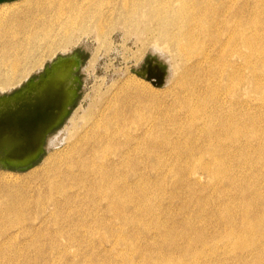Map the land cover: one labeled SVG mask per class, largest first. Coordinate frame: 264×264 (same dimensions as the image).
<instances>
[{
  "label": "rangeland",
  "instance_id": "rangeland-1",
  "mask_svg": "<svg viewBox=\"0 0 264 264\" xmlns=\"http://www.w3.org/2000/svg\"><path fill=\"white\" fill-rule=\"evenodd\" d=\"M23 1L0 3V10ZM199 1L181 24L194 34L183 40L194 44L187 56L150 25L164 16L154 0H140L136 8L117 6L104 31L93 23L68 37L55 29L54 48L35 42L34 53L21 57L25 71L6 87L0 72V100L35 92L30 85H41L55 66L47 79L70 72L76 79L69 112L46 133L36 162L0 168L1 195L25 192L19 202L0 199V207L16 202L25 212L18 225L0 227V264H264V0ZM150 67L160 84L139 74ZM127 86L159 102L118 130L117 93ZM113 130L128 144L109 145L106 164L118 167L112 191L97 190L96 171L82 174L79 166L51 177L60 188L48 185L56 163L83 156L95 170L91 154L76 149L92 144L94 133L104 142Z\"/></svg>",
  "mask_w": 264,
  "mask_h": 264
},
{
  "label": "bare ground",
  "instance_id": "bare-ground-1",
  "mask_svg": "<svg viewBox=\"0 0 264 264\" xmlns=\"http://www.w3.org/2000/svg\"><path fill=\"white\" fill-rule=\"evenodd\" d=\"M139 2L140 0H24L23 4L19 7L0 10V72H1V79L3 86L4 87L8 86L13 78H17L19 74L25 71L27 66L25 68L21 67L20 65L21 57L22 56L29 57L34 53L36 48L35 42L38 41L41 43V41H45L47 42L46 45L48 46V48H52V49L54 48L55 43L53 42L54 41L53 36L55 37V35L53 33L55 29L58 31L62 30L64 32V36L67 35L66 37H68V33L71 34L75 30H87L88 24L90 23L95 24L98 30L104 31L105 25L107 23L109 22H111L112 24L115 23L116 20L115 10L117 6L120 5L125 8H136ZM154 3L158 12L159 13L162 12L164 16L163 15L162 17L157 16L156 18L152 19L150 21V25L153 26L155 29H159L160 31L162 30L161 31L162 33H165L164 36L174 45L177 54L182 56L184 55L187 56V54H190V49L194 44L192 45L189 43V41L187 43L184 42L183 40L188 38L191 39L194 34L193 31L189 29L188 30L186 29L187 31H185L181 27V24L184 22V20L187 21L186 14L190 12V10L194 8L197 5V3L198 4H202V3L199 0H154ZM168 15H171V17L168 18ZM194 20L195 18L194 19L191 18L188 19V22H191L192 24ZM236 22L238 21L236 20ZM227 23L229 22L227 21ZM255 24H257V22H255ZM237 28L238 26L236 27V29ZM170 30L173 31L170 33L169 32ZM198 31L200 33V30ZM206 33L208 34V32ZM222 33L224 35V32ZM251 49H253V47ZM58 71L59 68L55 69L50 74L48 73L49 76L47 74L48 76L47 78L54 75V73L57 74ZM147 71H149L150 74L154 73L153 75L154 77L159 76V72H157L152 67H150ZM65 72L69 73L70 71H65ZM228 77H230V71L228 72ZM47 78L45 80H42L41 85H38V83L37 84L35 83V85L32 83V85H30L29 88L35 87V92L23 91L19 95L13 96L7 99V101H4L2 103L0 100V164L1 165L6 163L20 165L23 163H27L29 160H31L32 156L34 154L36 156V153H38L42 149L43 147L42 143L44 140L43 138L45 137L47 131L51 127L59 123L62 117L65 115L66 109L71 101V98L74 95V87H75L74 78L71 72L67 74V76L63 75V77H61L59 80L54 82H52V78L51 79H47ZM207 79L209 80V78ZM186 83L187 81L184 79V81H182L183 84L182 86H185ZM232 95L234 94L232 93ZM117 96H118L119 105H118V109L116 108L117 110H115L114 112V117L116 118L115 128L118 130H124L131 122L135 120L136 116L141 113L152 114L154 109H150L149 101H153L155 102V104L159 102L157 101L158 98L154 99V96L152 94L141 92L139 89H136L132 86H127L125 88L122 87L117 93ZM228 97L231 99L230 96H227V98ZM133 102H135V104H133ZM186 102H188L189 104V108H190L189 113H191V116L194 118V110L196 107V104L194 103V99L191 97L186 98ZM158 107L155 106V110H157ZM198 108L199 107H197V110ZM228 125L230 127V124ZM92 137L94 138L92 144L89 145L86 143V145L82 148V150L81 147H77L76 152L78 154L82 152H84V154L90 153L91 156L89 161L93 165H95L94 166L95 170L86 169L84 167L83 164L84 159L82 158L83 156L79 157L73 162H66L63 164L56 163L53 166V168L48 172L49 174H47L49 186L52 185V187L55 188L61 187L59 183L56 182L51 183L52 182L51 177L55 173H57L60 169H62L63 166L67 167L68 171L70 172L73 170L72 169L73 167L79 166L80 169L83 171L82 174L90 173V175H93L94 171H96L97 177L95 180H93V184L97 188V190H101V188L105 186H108L109 188L112 187L110 185V180H112L115 177V173L113 170L117 169L118 167L115 164L110 166L106 164L108 160L107 158H109L110 155L109 152H111L109 145L114 139L115 143L121 145L122 147H127L128 141L126 142L124 141L123 143L121 141H116L117 134L115 133V130H113L111 134H109V136L105 137L104 142H101L102 140L101 136H99L97 133H94ZM130 158L131 157H128V161ZM125 163H126L125 167L126 166L128 167L129 166L128 163L127 162ZM54 178L56 179V177L53 176V179ZM83 181L85 183V180ZM4 186H6V184L0 183V191L3 190ZM112 190L113 187L111 188V191ZM24 197H25L24 190H19L16 193H6V194L4 193V195H1L0 193V199L3 198L5 201L15 200L16 202L17 201L19 202ZM115 199H116L115 196L111 197L112 201ZM16 202H13L12 204L11 203L7 204L4 207H0V227L2 229H5L6 224L9 223L10 221L13 222L12 223L13 226L18 225L21 222L22 218L24 217L25 215L24 210L21 209L20 204Z\"/></svg>",
  "mask_w": 264,
  "mask_h": 264
},
{
  "label": "water",
  "instance_id": "water-1",
  "mask_svg": "<svg viewBox=\"0 0 264 264\" xmlns=\"http://www.w3.org/2000/svg\"><path fill=\"white\" fill-rule=\"evenodd\" d=\"M7 1H12V0H0V3L7 2ZM139 74L141 76L145 77L147 80L151 81L153 84H156L157 85V84H160L161 83V80H158V81L153 80V74H150L149 71H146V72H143V73H139ZM71 105H72V102L69 104L68 110H67L66 114L63 116V118L60 120V122L57 123L56 125H54L53 127H51L49 130L57 127L58 125H60L63 122V120L65 119V117L67 116V114L69 112V109H70V106ZM42 150L43 149H41L39 151V153L34 158H32L31 160H29L27 163H23V164H20V165L12 164V163H6V164H3V165L0 164V168L14 169V170H17V171H20V170H24L26 168H29L39 158V155L42 153Z\"/></svg>",
  "mask_w": 264,
  "mask_h": 264
},
{
  "label": "flooded vegetation",
  "instance_id": "flooded-vegetation-1",
  "mask_svg": "<svg viewBox=\"0 0 264 264\" xmlns=\"http://www.w3.org/2000/svg\"><path fill=\"white\" fill-rule=\"evenodd\" d=\"M57 68L60 69L61 66H55L54 70L57 69ZM54 70H53V71H54ZM53 71H52V72H53ZM52 72H49V74L52 73ZM49 74H48V76H49ZM48 76L44 77L43 80H45ZM73 78H74V85H75V83H76V79H75V77H73ZM33 84L35 85V82H34ZM36 84H37V82H36ZM19 94H20V93H19ZM19 94H17V95H19ZM75 94H76V91H75V87H74V95H73V97L71 98L70 103L72 102V100H73ZM17 95H15V96H17ZM10 98H11V97H10ZM7 99H9V98L1 99V103L4 102V101H7ZM70 103H69V104H70ZM68 107H69V105H68ZM68 107H67V109H66V112H67V110H68ZM65 114H66V113H65ZM62 118H63V117H62ZM38 153H39V152H38ZM38 153H36V155H37ZM34 157H35V154L32 156V158H34Z\"/></svg>",
  "mask_w": 264,
  "mask_h": 264
}]
</instances>
